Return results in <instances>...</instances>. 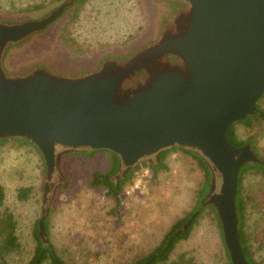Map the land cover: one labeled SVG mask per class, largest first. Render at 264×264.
<instances>
[{"label": "water", "instance_id": "water-1", "mask_svg": "<svg viewBox=\"0 0 264 264\" xmlns=\"http://www.w3.org/2000/svg\"><path fill=\"white\" fill-rule=\"evenodd\" d=\"M77 1L63 0L37 17H0V143L21 140L38 150L46 168L43 203L53 173L65 181V163L75 154L112 152L125 178L153 164V155L159 163L167 149H192L207 161L211 179L185 228L212 207L231 264H249L239 235V176L264 158L251 143L236 147L228 134L262 115L264 0H159L149 38L101 54L92 66L56 57L7 67L12 52L36 48ZM62 186L39 220L45 243Z\"/></svg>", "mask_w": 264, "mask_h": 264}, {"label": "rangeland", "instance_id": "rangeland-1", "mask_svg": "<svg viewBox=\"0 0 264 264\" xmlns=\"http://www.w3.org/2000/svg\"><path fill=\"white\" fill-rule=\"evenodd\" d=\"M62 1L0 0V17H37ZM38 4L45 8L33 12ZM72 9L66 18L57 21L47 37L38 41L36 48L12 52L7 67L17 68L45 58L56 61V57L72 66H92L101 54L125 50L149 38L155 31L161 5L153 0H88L78 8L69 26L70 36L77 43L69 47L59 40L58 26L76 12V7ZM235 131L239 142L252 138L259 155L264 157V121L251 126L237 124ZM171 149L164 160L168 170L155 173L143 167L124 185L117 216L113 213L114 200L107 196L106 189L90 185L95 173L113 170V156L108 151L69 158L65 181L56 172L54 187L43 203L46 169L38 150L14 140L0 144V185L6 192V207L17 221L21 245L7 264L30 261L37 246L34 232L41 214L51 205L54 188L62 183L48 215L46 239L65 261L132 264L148 255L179 220L194 211L205 184L204 171L197 162L182 149ZM220 184L221 177L217 179V192ZM243 185L247 199L245 229L256 260L264 264V249H260L264 244V180L257 171H251L245 175ZM21 189L32 191L27 201L18 200ZM222 237L216 214L207 207L190 238L178 244L167 264H181V257L191 264H230Z\"/></svg>", "mask_w": 264, "mask_h": 264}, {"label": "trees", "instance_id": "trees-1", "mask_svg": "<svg viewBox=\"0 0 264 264\" xmlns=\"http://www.w3.org/2000/svg\"><path fill=\"white\" fill-rule=\"evenodd\" d=\"M62 0H53V3L60 2ZM88 2V0H78L75 7L76 12H73L72 15L68 19H64L63 21H60L61 23L58 26V38L59 40H62L63 43H66L67 46L73 47L77 46V43H75L74 39L70 36L69 33V26L72 24V21L78 11V8L85 5ZM45 6L43 5H36L33 9V12L40 11L44 9ZM67 10V13L72 11ZM66 13V14H67ZM66 18V16H65ZM264 104V96L261 99L259 103V111L262 115H256V116H250L245 121H242L238 124H243L246 126H251L253 122H259L264 121V110L262 109V106ZM237 125V124H236ZM234 125L230 130L228 134L229 141L235 145L236 147H242L247 143H251L253 148L258 152L256 145L254 141L251 139L245 141V142H239L236 137V131ZM23 144H29L25 141L21 140H14ZM6 142H2L0 144H4ZM173 149H167L165 150L161 157L160 162L155 164L146 165L144 167L152 168L155 173H158L160 170H168V167L165 165L164 160L165 157L168 155V152ZM184 153L192 157L198 164V166L204 171L205 176V184L203 190L200 192L201 197L200 201L197 205V207L194 209L192 213L187 215L184 219L179 220L172 228L171 230L164 236L162 241L159 243V245L151 251L148 255L141 257L137 260H135L132 264H167L170 261V258L172 254L174 253L176 247L179 243L182 241H186L190 238V235L197 224L198 220L202 216V213L187 227L185 228L188 221L191 219L192 215L199 209L201 205V201L205 198V194L209 190L210 185V179H211V172L208 167L207 161H205L199 153L192 149H182ZM99 151H87L82 154L78 155H84V156H93L95 153ZM109 152V151H108ZM113 156V170L109 172L108 174H102V173H95L93 180L91 182L92 188H104L107 191V196L109 198H112L114 200V209L113 213L117 216H119L120 207L122 204L121 201V195L123 193L124 185L133 178L134 174L138 172L141 168H137L134 172L129 173L125 178L120 177L119 179H116L115 176L117 175L118 171V165L120 158L118 155L109 152ZM261 156V155H260ZM262 157V156H261ZM264 158V157H263ZM251 171H257L261 177L264 180V165L255 164L246 166L242 169L240 176H239V188H238V198H237V206H238V214H239V235L240 239L243 245V252L248 260L249 264H262L258 262L255 258V253L252 251L251 247V241L248 237V234L246 232V210H247V199L244 193V179L245 175L248 174ZM30 189H21L18 193V200L19 201H27L30 198L31 194ZM210 207V206H208ZM207 208V207H206ZM205 208V209H206ZM212 208V207H211ZM204 209V210H205ZM213 209V208H212ZM214 210V209H213ZM215 213V212H214ZM51 214V213H50ZM50 216V215H49ZM217 217V216H216ZM218 220V218H217ZM48 227H49V218L46 220V230L48 233ZM35 238L37 241V246L35 248L34 254L30 261L27 264H70L67 261H65L56 251L54 245L51 242L45 243L39 236V229L38 226L34 232ZM223 235V234H222ZM264 237V232H263ZM223 238V237H222ZM224 243V240H223ZM224 247L226 249V255L230 261L229 252L224 244ZM21 248L19 237L17 234V221L15 220V217L13 213L10 211L8 207H6V192L2 185H0V264H7L8 258L13 255L14 253L18 252ZM260 249H264L263 246H260ZM181 264H191V262H187L184 257L180 258ZM177 264V263H176Z\"/></svg>", "mask_w": 264, "mask_h": 264}, {"label": "flooded vegetation", "instance_id": "flooded-vegetation-1", "mask_svg": "<svg viewBox=\"0 0 264 264\" xmlns=\"http://www.w3.org/2000/svg\"><path fill=\"white\" fill-rule=\"evenodd\" d=\"M155 1L156 2H159L158 0H153V2L155 3ZM160 5L162 6V4L160 3ZM75 7V6H74ZM67 13V12H66ZM66 15V14H65ZM64 15V16H65ZM63 150H65V148H63V147H58V151H63ZM147 159H150V160H152L153 161V164H155V163H158L157 162V159H156V155H153V156H151V157H149V158H147ZM46 169V168H45ZM125 170H126V167H125V165L123 164V163H120V161H119V165H118V171H117V175H116V179L118 178V177H120V176H122L123 175V173L125 172ZM135 171V170H134ZM133 171V172H134ZM56 172H58V171H55L54 173H53V176H54V174L56 173ZM60 174V173H59ZM217 176H218V180H219V178H220V175L219 174H217ZM52 179H53V177H52ZM54 184H53V180H51V183L49 184V186L47 187V193H46V197H45V201H47L48 200V193L51 191V188L52 187H54L53 186ZM56 187V186H55ZM45 189V188H44ZM43 189V190H44ZM55 189V188H54ZM218 190V186H217V189H216V191ZM215 191V192H216ZM207 193H208V191H207ZM207 193L205 194V198H206V195H207ZM204 198V199H205ZM203 199V200H204Z\"/></svg>", "mask_w": 264, "mask_h": 264}]
</instances>
